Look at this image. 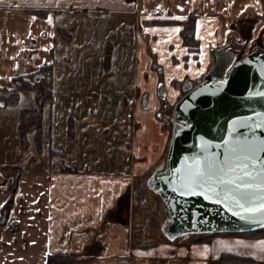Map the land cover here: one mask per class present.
<instances>
[{
    "label": "crops",
    "instance_id": "crops-1",
    "mask_svg": "<svg viewBox=\"0 0 264 264\" xmlns=\"http://www.w3.org/2000/svg\"><path fill=\"white\" fill-rule=\"evenodd\" d=\"M173 1L167 5V0H100L94 7L99 8L100 12H88L87 24L92 18L101 25L112 23L106 18V15H110L118 24L124 22L130 25L131 34L127 32L129 29L120 26L123 34L119 40L111 41L115 50L121 47L120 52L124 53L125 48L128 54L129 49L133 51V57H126L122 66L108 68V72L103 62L108 55L104 50L99 51L95 65L85 69L87 90L84 98L79 97L81 101L88 102L84 118L88 123V114L98 119L95 131L99 135L107 134V124H112L116 126L112 131L115 137L121 139V136H125L129 139L131 136L132 139L126 141V144L130 142L126 147L120 145L123 139L117 141L122 154L118 153L114 163L107 166H78L71 161L66 164L61 162L62 168L59 163L52 164L51 159H44L42 154V136L41 146L36 140V151L25 149L24 157L15 166L1 164L0 205L3 206L0 207V264H47L48 256L56 254L72 256L87 264H218L222 254L244 260L241 264H264V237H218L207 243H187L186 237L180 238L184 245L178 247L173 245L174 241H166L161 231H156L154 224L150 227L149 220L138 222L135 218L137 212L133 213V183H139L137 202L141 198L146 200L148 195L145 198L142 184L144 182L147 187V179L141 177L163 165L161 157L166 137L159 121L160 108L165 100L174 103L180 96L183 81L198 82L206 72V62L202 65L199 60L191 64L184 62L188 48L182 42V27L178 24L190 16L195 17V24L198 21L217 22L214 16H210L213 8L218 7L215 0H194L190 7L196 11H189L188 14L182 9L178 16H155V12L150 11L158 7L176 6L180 9V4H175L177 0ZM235 1H239L238 6L245 2ZM235 1L230 5L233 6ZM39 2L35 0L29 5L28 0H0L1 97L10 95L16 88L15 80L26 78L27 74L55 61L58 53L55 47H59L55 35V13L58 11L52 5L53 8L44 7ZM139 7L142 10L134 15ZM176 8L173 12H176ZM36 11H47V15L43 18ZM167 21H176V24H168L171 27L168 31L161 28L158 32L161 36L157 35L153 25H164ZM139 23L140 26L146 25L141 27L142 34L139 32L140 26L139 29L136 27ZM176 28L180 29L179 32L175 31ZM114 29L119 30L118 27ZM30 36L41 40V46L38 47L39 53L28 62L30 59L26 55L21 57L29 55V52L20 50L28 49ZM158 36L163 44L171 47L174 41L177 43L178 59L169 54V47L164 46L160 50V47L149 45L148 41L158 39ZM50 69L52 74L56 66L52 65ZM160 86L163 87L164 96L159 93ZM25 91L33 92L37 104L38 101L44 104L43 97L36 96L37 89ZM109 98L112 103L119 104L117 114L106 113ZM54 104L48 105L49 109H53ZM33 108L35 106L30 107L29 111ZM135 121L136 128H132L131 124ZM100 123L106 126L102 127ZM42 132H36V136ZM67 141L70 140L64 142ZM72 141L70 151H74L76 140ZM33 150L35 156H29ZM55 151L60 152L61 149H52L50 153L53 157ZM48 161L51 162L48 164ZM10 168L15 171L12 173ZM139 178L143 182L141 179L138 181ZM150 198L156 209L158 200L154 195ZM160 206L163 207L162 202ZM143 210H148V206L145 205ZM151 214H160L162 225L163 213L154 210Z\"/></svg>",
    "mask_w": 264,
    "mask_h": 264
},
{
    "label": "rangeland",
    "instance_id": "rangeland-1",
    "mask_svg": "<svg viewBox=\"0 0 264 264\" xmlns=\"http://www.w3.org/2000/svg\"><path fill=\"white\" fill-rule=\"evenodd\" d=\"M6 1L8 2L9 0ZM33 1L35 0H28L29 5H32ZM172 1L173 0H167V5L172 4ZM193 1L194 0L175 1V4L177 3L183 5L182 8L180 7L181 10L174 6L173 8H153L150 11H153V13L155 12V16H178L181 15L182 9H184V12L189 14V11H196V9L190 7ZM233 1L235 0H215V3L218 4V7L213 8L214 10L210 16H214V18L217 19V22H196L195 32L192 37H194L198 42V44H196L197 50H189L188 45H185V47L188 49L186 56L184 57V62L187 64H191L194 60H199V63H201V65L206 62V72L204 74H206L212 68L213 51L226 45V43L231 42V46L237 52L236 58L240 59L254 50V42L261 43V41L263 40L264 0H259V3H257L256 0H245L246 4L248 3V6L245 5V2L244 4L242 2L238 6L239 1H235V4L231 6L230 3ZM99 2L100 0H40L39 3H42L44 7L54 6V10L58 11L57 13H55V19L57 20V31H55V35L57 38V44L59 45V47H55V49L58 51V53H56L54 63L50 62L49 59L50 63L48 65L45 64L44 66H41L38 71H33L27 74V79L23 78L21 80V83L26 86H33L35 81L32 80H34L35 77L37 79L38 77H41L42 82L39 81V83H45L46 85H48L47 80H53L52 93L55 104L53 105V109H49V106L47 104H42V102L40 101H38V104L36 103L35 95L32 94L33 92L30 93L28 91H20L18 94V101L16 103H9L4 106H0V165L3 164L4 166H15L24 157L25 149H34L36 151V140H38V146H41V136L44 138V145L42 146V154L44 155V159L46 157V159L48 160L51 159L52 162L48 161V164L49 162H51L52 164L55 163L56 165H58L59 163L61 165V168L62 165L66 164L67 161L74 162V164H77L78 166L82 164L90 165L91 167L112 165L110 163H114L117 154H122L121 152H119V147L121 148V146L117 144V141H121V139H123V142L120 143V145H123L124 147H126L127 144H130V142H127L126 144V141L132 139L131 136H129V139L125 138V136H121L120 139L113 135L112 131L113 129H115L116 126L112 124H107V134H103V136L99 135L100 133L95 131L96 125L99 124L98 119L94 117V115L88 114L87 118L89 119L90 123L87 122L88 120H85L84 113L86 110V106H88V102L81 101L79 98H84V94L87 90L85 82L87 81V73L85 69L92 67L93 64L95 65L96 55L99 53L100 50L106 51V55H108V59L103 61L104 65L107 66V69H115L119 66H122V62L126 57L129 58L130 55L133 57V51L129 49L128 54L126 53L127 50L125 48H123L124 53L120 52L122 50L121 47L120 50H118L119 52L115 50L114 42L111 41L120 39L121 35L123 34L121 27L125 30L129 29L127 30V32L131 34L132 28H130V25L124 22H122V24L120 25L115 20H113V16L110 15H106L108 16L106 18L109 20V22L111 21L112 23H105L101 25L98 21L94 20V18L89 21L90 23H86L88 21V12H100L99 8H94ZM187 6L189 9H187ZM175 8L176 12H173L175 11ZM141 10V7H139V9L137 8V13H134V15L138 14V12H140ZM101 18H105V15ZM140 25L141 23H139V25H137L136 27L138 28V26ZM142 26L146 25L144 24ZM142 26H140V34H142ZM115 27H118L119 30L114 29ZM153 27L155 28L157 35L160 36L161 33L158 32L161 31V28L164 31H168L169 29H171L168 24H155L153 25ZM187 35L188 40H190L191 33L189 30H187ZM31 37L32 36H30V39H28L27 41L28 49L20 50H24V52H29V55L24 54L21 57L23 58L26 55L28 59H30L28 60V62L33 59L35 54L39 53L40 50H38V47L41 46V40H37L35 38L32 39ZM45 37L46 35L43 36V39H45ZM171 39L174 41L173 38ZM44 42L46 43V41ZM148 42L149 45L151 44L155 45V47H160V50H163L164 46L169 47V54L178 59L176 55L179 52V47L175 41L173 42L172 47L169 44H163V40L159 36L158 39L149 40ZM191 45L194 46L193 42H191ZM112 51H114V55ZM98 60L100 59L98 58ZM52 65L56 66V69L51 74L50 68L52 67ZM24 79H26L29 84L24 83ZM185 84L186 81H183L182 87ZM196 84L197 81H191L192 86ZM181 91L182 92L180 96L174 100V103L166 102L165 100L159 110V113H161V115L159 116V121L161 122L162 130L166 137L165 150L161 157V159H163V164H165L169 142L171 138V132L173 129V107L177 103V101L185 94L182 89ZM1 92L2 91L0 90V96L3 95ZM46 96V92L42 91L41 96L39 98L43 97L44 99L46 98ZM110 98L108 100L109 103L107 104L108 108L106 113L111 115L117 114V107L119 104L112 103V100ZM32 106H35V108L29 111V108ZM22 111L30 112L29 115L26 116V120L20 117ZM33 111H35V113L37 114H32ZM99 121L103 122V120ZM32 124L34 126L30 127ZM100 125L102 127L106 126L101 123ZM131 125L132 128H136L134 122ZM38 131L43 132L40 135L36 136L37 133H39ZM83 131H85V135H83ZM58 134L60 135L58 136ZM71 139L76 140L75 147L73 146L74 151H70V148L72 146L70 143L73 142ZM65 140L70 141L64 142ZM76 146H78L77 149ZM56 147L60 148L61 151H55L53 157L52 153L50 152ZM34 150L28 155L35 156L36 153ZM61 162L64 163L61 164ZM163 166L164 165H162L161 167ZM10 169L13 170L12 173L15 171V169L13 168ZM6 171H8V167L6 168ZM153 172L150 171V173L143 175L141 178L143 179L145 176L146 179H148ZM141 178L137 180L139 181ZM133 187V196L135 195V207L133 208V213L137 212L135 214V218L140 223L144 222L143 220H149L151 222L149 223V226L152 227V224H154L156 231L159 233L161 227L160 214L155 216L152 215L151 212H154V210H156V212L164 213V208L160 206L162 202L161 199L158 195L150 191L148 187H145L143 182L142 190H144L143 192L145 194V198L147 197V195L148 198L151 197V195H154V197L158 200V207L156 209L154 208L152 198H147L146 200H142L141 198L139 202H137L136 197L139 194L136 192H138L139 190V183H136L135 181L133 183ZM138 204L141 208H139ZM145 205L148 206V210H143ZM240 235L242 234L189 236L186 242L207 243L218 237H237ZM246 237H264V231L261 233L260 236L249 235ZM173 241L174 246L181 247L182 245H184V241L180 238L175 239ZM243 261L241 260L240 263L237 264L244 263Z\"/></svg>",
    "mask_w": 264,
    "mask_h": 264
},
{
    "label": "water",
    "instance_id": "water-1",
    "mask_svg": "<svg viewBox=\"0 0 264 264\" xmlns=\"http://www.w3.org/2000/svg\"><path fill=\"white\" fill-rule=\"evenodd\" d=\"M236 55L231 49L214 50L212 68L196 85L187 83L185 94L173 107V129L165 164L155 170L146 183L163 203L161 233L167 240L264 229V215L259 212L236 215L237 209L229 211L203 194L176 191V169L185 163V156L199 152L200 136L219 142L234 117L264 112V97L258 95L264 92V49L256 47L240 59ZM159 93L164 96L162 86ZM240 131L246 132V129ZM257 135L264 136V129L257 130Z\"/></svg>",
    "mask_w": 264,
    "mask_h": 264
},
{
    "label": "snow or ice",
    "instance_id": "snow-or-ice-1",
    "mask_svg": "<svg viewBox=\"0 0 264 264\" xmlns=\"http://www.w3.org/2000/svg\"><path fill=\"white\" fill-rule=\"evenodd\" d=\"M224 83L220 81L221 85ZM258 95L264 97V92ZM241 128L246 132H241ZM259 129H264V112L234 117L219 142L200 136L199 152L185 156V163L176 169V191L203 194L229 211L237 209L236 215L257 212L264 215V136L257 135Z\"/></svg>",
    "mask_w": 264,
    "mask_h": 264
},
{
    "label": "trees",
    "instance_id": "trees-1",
    "mask_svg": "<svg viewBox=\"0 0 264 264\" xmlns=\"http://www.w3.org/2000/svg\"><path fill=\"white\" fill-rule=\"evenodd\" d=\"M36 14L40 15L41 17H46L47 15V11H36ZM167 24H176V21L170 23V22H166ZM178 25H180L182 27L181 29V38L183 41L184 45H188L189 50L191 49H196L197 46L196 44H198V42L196 41V39L193 36L194 32H195V17L194 16H190L188 17L187 20L179 23ZM186 30V31H185ZM187 30L190 31L191 35H190V40H188L187 38ZM191 42H193L194 46L191 45ZM191 45V46H190ZM22 79L18 78L17 80H15V83L19 84V82ZM48 81V85H46L45 83H37L34 84L33 86H28V87H23L21 90L25 91L27 89H37V97L41 96L42 91H45L47 96L46 98H44V104L51 106L54 102V98H53V93H52V81L51 80H47ZM46 81V82H47ZM42 82V81H41ZM46 85V86H45ZM42 90V91H41ZM18 94L19 92L14 90L13 93L7 98L6 100V104H14L18 101ZM30 112H27L26 115L24 114L23 117L24 119L26 118V116L29 115ZM32 114H37L35 113V111H33ZM28 118V117H27ZM34 125L32 124L30 127H33ZM264 231V229L261 230H257V231H253L250 233H244V236H249V235H258L260 236L261 233ZM199 236V235H197ZM200 236H204V235H200ZM238 258L229 255V254H222L219 258L218 264H237L240 263L241 260H239ZM47 264H87L84 263L82 261H77L74 257L72 256H68V255H60V254H56V255H50L47 258Z\"/></svg>",
    "mask_w": 264,
    "mask_h": 264
},
{
    "label": "flooded vegetation",
    "instance_id": "flooded-vegetation-1",
    "mask_svg": "<svg viewBox=\"0 0 264 264\" xmlns=\"http://www.w3.org/2000/svg\"><path fill=\"white\" fill-rule=\"evenodd\" d=\"M256 47H261V48L264 49V36H263V40L261 41V43H260V42H254V50H255ZM218 49H224V50H229V49H231V50H233V51H236V50L231 46V42L226 43V45H224V46H222V47H220V48H218ZM195 50H197V48H196ZM251 52H252V51H251ZM212 61H213V54H212ZM41 79H42L41 77H38V80H37V78L35 77L34 80H32V81H35L34 84H37V83H39V81H41ZM23 82H24V83H28L26 79H24ZM29 82H30V81H29ZM28 84H29V83H28ZM34 84H33V85H34ZM187 86H188V84H187V82H186V84L182 87V90L184 91V90L186 89ZM23 87H28V86L23 85V84L21 83V81H20L19 84H16V88L13 89V91L16 90V91L20 92V91H22L21 89H22ZM13 91L11 92V94L13 93ZM11 94H10V95H11ZM10 95H8V96H6V97H3V96L1 97V96H0V106H4V105H6V100H7V98H8ZM164 108H165V107H164ZM26 113H27V112H25V111L23 112V111H22V114H20V117H22V118L24 119L23 115H24V114L26 115ZM160 115H161V113L158 112V116H160ZM131 116H132V115L130 114L129 117H131ZM25 120H26V118H25ZM136 124H137V121L134 122V125H136Z\"/></svg>",
    "mask_w": 264,
    "mask_h": 264
}]
</instances>
